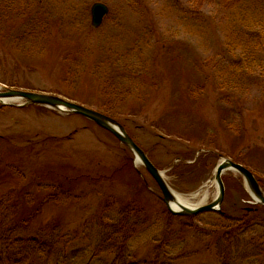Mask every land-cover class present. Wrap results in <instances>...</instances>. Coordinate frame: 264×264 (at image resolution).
Masks as SVG:
<instances>
[{
  "label": "rangeland",
  "instance_id": "1",
  "mask_svg": "<svg viewBox=\"0 0 264 264\" xmlns=\"http://www.w3.org/2000/svg\"><path fill=\"white\" fill-rule=\"evenodd\" d=\"M0 86L114 118L191 205L216 199L223 157L264 185V0H0ZM21 103H0V207L34 248L16 264H264V209L239 173L221 212L175 216L111 133Z\"/></svg>",
  "mask_w": 264,
  "mask_h": 264
},
{
  "label": "water",
  "instance_id": "2",
  "mask_svg": "<svg viewBox=\"0 0 264 264\" xmlns=\"http://www.w3.org/2000/svg\"><path fill=\"white\" fill-rule=\"evenodd\" d=\"M109 13V8L103 3H95L91 7L92 26L99 28L105 17ZM9 101H23L18 104V107L27 105H38L52 110H59L61 112L76 114L82 116L102 129L111 133L116 137L127 149H129L135 156L137 162L141 163L145 170L154 179L162 193V200L166 204L170 213L176 216H197L205 212L219 211L225 198V185L223 182V175L227 171H235L239 173L247 186L248 191L252 195L257 204L264 205V191L261 188L255 175L245 166L224 158L217 166L214 180L218 188V195L214 201L208 205L190 208L178 203L172 188L166 182L163 173L152 163L146 153L135 143V141L127 133L126 129L114 118L103 114L94 109L72 102L57 95L31 92L24 90L10 89L0 86V103L8 105ZM172 204H178L179 209H174Z\"/></svg>",
  "mask_w": 264,
  "mask_h": 264
},
{
  "label": "trees",
  "instance_id": "3",
  "mask_svg": "<svg viewBox=\"0 0 264 264\" xmlns=\"http://www.w3.org/2000/svg\"><path fill=\"white\" fill-rule=\"evenodd\" d=\"M179 168H185L191 171L193 166H188L185 162H182V165H179ZM260 184L264 189V185L261 182ZM2 204L3 203H0V205ZM260 208L264 209V206ZM38 209H40V207ZM15 216L12 208L4 206L0 207V243L2 244V256H6L8 264H10L9 262L11 260H13L15 264L18 263V261H29L30 255L33 253L32 251H34V248L31 249V246L28 247V245L22 241L23 239L18 237L21 236V227L24 225L16 223L15 221L18 220ZM122 226L123 225H121L120 228L124 230ZM121 246L123 248L125 244H122ZM220 258L222 259L221 264H235L238 259L236 258L235 253H232L231 251L229 252L228 250L223 252L222 257ZM6 261H3V264H5Z\"/></svg>",
  "mask_w": 264,
  "mask_h": 264
},
{
  "label": "bare ground",
  "instance_id": "4",
  "mask_svg": "<svg viewBox=\"0 0 264 264\" xmlns=\"http://www.w3.org/2000/svg\"><path fill=\"white\" fill-rule=\"evenodd\" d=\"M173 193L175 194V197H176L178 203H181L183 206H187V207H190V208L199 207V205H202V203H203L204 200L206 199V197H203V198L201 199V201L198 202V204H196V205H191V204H189V203L187 202V200L184 199L183 196H181L180 194H178V193H176V192H174V191H173ZM172 207H173L175 210H176V209H179L178 204H177V205H176V204H172Z\"/></svg>",
  "mask_w": 264,
  "mask_h": 264
}]
</instances>
